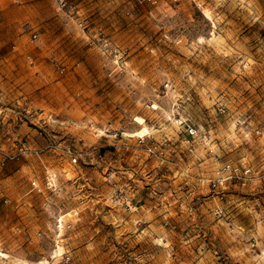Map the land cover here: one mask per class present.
Here are the masks:
<instances>
[{
  "label": "rangeland",
  "instance_id": "rangeland-1",
  "mask_svg": "<svg viewBox=\"0 0 264 264\" xmlns=\"http://www.w3.org/2000/svg\"><path fill=\"white\" fill-rule=\"evenodd\" d=\"M154 1L4 32L0 131L42 153L0 176V264H264V0Z\"/></svg>",
  "mask_w": 264,
  "mask_h": 264
},
{
  "label": "built area",
  "instance_id": "built-area-1",
  "mask_svg": "<svg viewBox=\"0 0 264 264\" xmlns=\"http://www.w3.org/2000/svg\"><path fill=\"white\" fill-rule=\"evenodd\" d=\"M58 8H65L66 7V0H53ZM142 2L155 4L154 0H141ZM36 39V36L33 35V40ZM58 72L60 74H63L64 69L63 68H57ZM0 176L4 172V170L12 163L18 161L21 158H24L29 155H35L38 156L40 153H42V150L32 149L28 142L25 141L24 138L17 135L14 132H1L0 131ZM196 134V131L193 128H188L187 130V136L190 138H193ZM142 140L139 141V144H142ZM57 147H54L52 145H48L45 149L48 150H54ZM156 146L154 144L147 145L144 148V151L149 154H155ZM63 152L71 155L69 148H64ZM77 161L76 158H71V162L75 164ZM217 176V183L221 182H228V181H252L251 176V170L249 168L243 167L240 168L238 166L232 165V164H225L221 168H219L216 171ZM53 177L48 175L46 177V186L47 188H52L53 186ZM33 190H36L37 193H40L42 190L39 188L38 185L35 183L32 184ZM215 183H213V187H215Z\"/></svg>",
  "mask_w": 264,
  "mask_h": 264
},
{
  "label": "crops",
  "instance_id": "crops-1",
  "mask_svg": "<svg viewBox=\"0 0 264 264\" xmlns=\"http://www.w3.org/2000/svg\"><path fill=\"white\" fill-rule=\"evenodd\" d=\"M35 0H0V40L6 37L5 31H12V35L23 39L22 24L25 20L31 23L39 20L41 16L38 14V7L41 2H34ZM17 135L21 136L28 142L32 149L33 132L26 128L23 124L19 125L16 131Z\"/></svg>",
  "mask_w": 264,
  "mask_h": 264
},
{
  "label": "bare ground",
  "instance_id": "bare-ground-1",
  "mask_svg": "<svg viewBox=\"0 0 264 264\" xmlns=\"http://www.w3.org/2000/svg\"><path fill=\"white\" fill-rule=\"evenodd\" d=\"M145 136H148V135L145 133V134L140 135L139 138H143ZM57 252H60V250H58Z\"/></svg>",
  "mask_w": 264,
  "mask_h": 264
}]
</instances>
